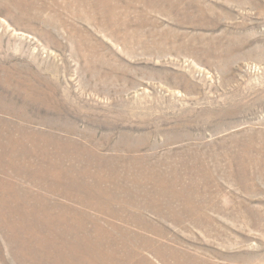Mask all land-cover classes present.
Segmentation results:
<instances>
[{"label":"rangeland","instance_id":"obj_1","mask_svg":"<svg viewBox=\"0 0 264 264\" xmlns=\"http://www.w3.org/2000/svg\"><path fill=\"white\" fill-rule=\"evenodd\" d=\"M0 264H264V0H0Z\"/></svg>","mask_w":264,"mask_h":264},{"label":"crops","instance_id":"obj_2","mask_svg":"<svg viewBox=\"0 0 264 264\" xmlns=\"http://www.w3.org/2000/svg\"><path fill=\"white\" fill-rule=\"evenodd\" d=\"M146 234L155 235L156 233L154 231H149V232H146Z\"/></svg>","mask_w":264,"mask_h":264}]
</instances>
